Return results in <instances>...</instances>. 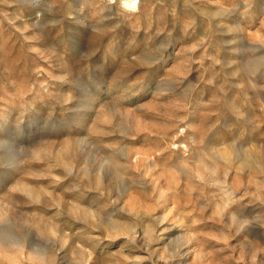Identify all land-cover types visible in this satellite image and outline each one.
Wrapping results in <instances>:
<instances>
[{"label":"rangeland","instance_id":"1","mask_svg":"<svg viewBox=\"0 0 264 264\" xmlns=\"http://www.w3.org/2000/svg\"><path fill=\"white\" fill-rule=\"evenodd\" d=\"M0 0V264H264V0Z\"/></svg>","mask_w":264,"mask_h":264},{"label":"bare ground","instance_id":"2","mask_svg":"<svg viewBox=\"0 0 264 264\" xmlns=\"http://www.w3.org/2000/svg\"><path fill=\"white\" fill-rule=\"evenodd\" d=\"M123 1H124V4L128 2V1H125V0H123Z\"/></svg>","mask_w":264,"mask_h":264}]
</instances>
